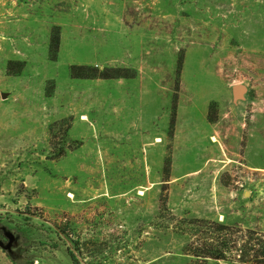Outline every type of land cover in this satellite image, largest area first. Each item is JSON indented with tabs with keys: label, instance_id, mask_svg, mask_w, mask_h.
Listing matches in <instances>:
<instances>
[{
	"label": "rangeland",
	"instance_id": "obj_1",
	"mask_svg": "<svg viewBox=\"0 0 264 264\" xmlns=\"http://www.w3.org/2000/svg\"><path fill=\"white\" fill-rule=\"evenodd\" d=\"M197 221L264 241V0H0V264H225Z\"/></svg>",
	"mask_w": 264,
	"mask_h": 264
},
{
	"label": "trees",
	"instance_id": "obj_2",
	"mask_svg": "<svg viewBox=\"0 0 264 264\" xmlns=\"http://www.w3.org/2000/svg\"><path fill=\"white\" fill-rule=\"evenodd\" d=\"M59 29H55V34L51 36V40L49 43V53L52 59H54L57 55L59 44H60V34L58 33ZM182 67V60L179 62V67L177 70V75H180ZM81 72H91V73H81ZM71 75L73 78H123L124 76L118 72H113L111 76L108 75L107 72H100L96 68H88L85 66H72L71 67ZM178 90V86L176 87ZM176 108H177V94L173 96L172 100V114L170 121V133L174 129L175 119H176ZM165 174H169V167L165 168ZM197 225L205 224L208 227V233H203L201 228L198 232L201 235H205L204 238L197 239V248L195 251L192 250L190 253L192 257L197 260H201L202 262H206L208 260L213 261H222L225 264H264V241L260 242V245L256 247V245L248 248V243H240L234 242L232 247L230 245H226V241L224 239L217 240L213 238L212 235L222 234L226 232L227 227L211 222L205 221H197ZM194 245H191L193 249Z\"/></svg>",
	"mask_w": 264,
	"mask_h": 264
},
{
	"label": "bare ground",
	"instance_id": "obj_3",
	"mask_svg": "<svg viewBox=\"0 0 264 264\" xmlns=\"http://www.w3.org/2000/svg\"><path fill=\"white\" fill-rule=\"evenodd\" d=\"M82 121H87V118L85 116H83L81 118ZM213 142H215L214 139H212ZM104 144V143H103ZM102 154V158H103V161H102V164H101V167L104 169V173H106L107 170H109L112 166V162L108 163L107 160H108V151L104 150ZM87 155V158L84 159L81 163H82V169H80V177H83V174L86 175L88 174L89 176H91L93 178V184L91 186L90 189H88L90 192H94L96 190V187L98 186V183H97V177L99 176V172H100V169H99V166L97 165V161H96V155H95V151L93 150V148H91L90 151H87L86 153ZM81 181V180H80ZM79 181V182H80ZM140 195L142 194V192L139 193ZM68 199H71L74 201L75 197L70 193L68 194ZM95 202V201H94Z\"/></svg>",
	"mask_w": 264,
	"mask_h": 264
},
{
	"label": "water",
	"instance_id": "obj_4",
	"mask_svg": "<svg viewBox=\"0 0 264 264\" xmlns=\"http://www.w3.org/2000/svg\"><path fill=\"white\" fill-rule=\"evenodd\" d=\"M244 92V88L242 86L234 87V93L237 97H241L242 93Z\"/></svg>",
	"mask_w": 264,
	"mask_h": 264
}]
</instances>
